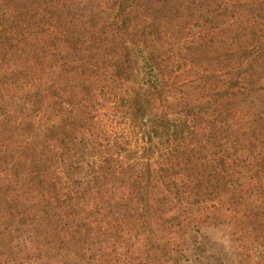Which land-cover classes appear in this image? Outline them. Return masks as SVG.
I'll return each instance as SVG.
<instances>
[{
    "label": "rangeland",
    "instance_id": "obj_1",
    "mask_svg": "<svg viewBox=\"0 0 264 264\" xmlns=\"http://www.w3.org/2000/svg\"><path fill=\"white\" fill-rule=\"evenodd\" d=\"M262 9L0 0V264H264Z\"/></svg>",
    "mask_w": 264,
    "mask_h": 264
},
{
    "label": "trees",
    "instance_id": "obj_2",
    "mask_svg": "<svg viewBox=\"0 0 264 264\" xmlns=\"http://www.w3.org/2000/svg\"><path fill=\"white\" fill-rule=\"evenodd\" d=\"M261 13H262V19H263V26H261V28H260L259 36H258V32L253 31V29H252L251 35H253L254 40L251 41V44H253V46H254L255 54L264 55V38H263V35H264V10L262 9V10H260V12H258V10H257L255 12V15L258 18H261ZM253 22H254L253 25L255 26L257 23V20H253Z\"/></svg>",
    "mask_w": 264,
    "mask_h": 264
}]
</instances>
